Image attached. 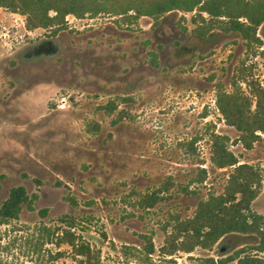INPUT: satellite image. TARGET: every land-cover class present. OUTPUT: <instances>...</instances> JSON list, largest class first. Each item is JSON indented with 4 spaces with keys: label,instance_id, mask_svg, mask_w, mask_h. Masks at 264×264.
Instances as JSON below:
<instances>
[{
    "label": "rangeland",
    "instance_id": "rangeland-1",
    "mask_svg": "<svg viewBox=\"0 0 264 264\" xmlns=\"http://www.w3.org/2000/svg\"><path fill=\"white\" fill-rule=\"evenodd\" d=\"M194 13L171 11L156 24L69 14L53 35L0 8V204L13 186L37 195L0 225V264L72 262L64 229L99 264H236L226 258L256 242L233 235L210 249L162 250L171 215L190 216L199 199L223 191L230 168L212 163L211 132L264 175V134L244 148L215 103L216 85L230 90L239 74L264 87V23L257 46L235 33L197 36ZM150 193L156 202L142 206ZM251 207L264 215V178Z\"/></svg>",
    "mask_w": 264,
    "mask_h": 264
},
{
    "label": "trees",
    "instance_id": "trees-1",
    "mask_svg": "<svg viewBox=\"0 0 264 264\" xmlns=\"http://www.w3.org/2000/svg\"><path fill=\"white\" fill-rule=\"evenodd\" d=\"M0 8L23 15L26 29L50 28L53 35L66 28L69 14L77 18L108 14L128 20L148 16L156 24L165 13L195 11L191 20L192 31L197 36L206 37L219 31L235 33L247 44H262L257 31L264 23V0H0ZM151 54L153 60L156 59V53ZM241 82L246 85L247 92ZM230 84V90L220 83L216 85L215 103L224 122L238 132L240 144L251 149L264 134V87L246 74H239ZM229 140L224 134H210L212 163L217 168H230L223 191L210 192L199 199L190 216H170L167 226L171 230L162 246L165 253L191 252L197 247L210 249L226 236L251 235L256 242L251 247L238 248L226 260H236V264H264V257L259 255L264 254V215L251 207L260 193L264 175L255 165L239 163L229 149ZM205 174L201 169L197 181L202 182ZM36 197V194L29 195L22 185L11 187L0 204V225L18 218L23 205L32 208ZM156 199L154 193L145 194L139 203L150 207ZM43 211L45 213V209ZM67 222L72 227V220ZM63 235L62 241L71 246L74 255V260L67 264L100 263L98 254L88 243L78 240L70 229H64ZM250 250L256 254H247ZM152 251L153 245L149 244L147 257Z\"/></svg>",
    "mask_w": 264,
    "mask_h": 264
},
{
    "label": "built area",
    "instance_id": "built-area-1",
    "mask_svg": "<svg viewBox=\"0 0 264 264\" xmlns=\"http://www.w3.org/2000/svg\"><path fill=\"white\" fill-rule=\"evenodd\" d=\"M68 17H69V15L66 16V22L69 21V20H68ZM72 17H73V18H76L74 15H72Z\"/></svg>",
    "mask_w": 264,
    "mask_h": 264
},
{
    "label": "flooded vegetation",
    "instance_id": "flooded-vegetation-1",
    "mask_svg": "<svg viewBox=\"0 0 264 264\" xmlns=\"http://www.w3.org/2000/svg\"><path fill=\"white\" fill-rule=\"evenodd\" d=\"M51 44V42L50 41H48V40H46V41H44V43L43 44Z\"/></svg>",
    "mask_w": 264,
    "mask_h": 264
}]
</instances>
